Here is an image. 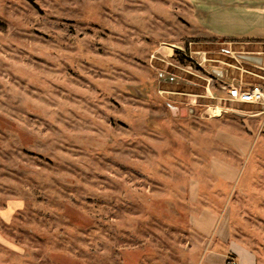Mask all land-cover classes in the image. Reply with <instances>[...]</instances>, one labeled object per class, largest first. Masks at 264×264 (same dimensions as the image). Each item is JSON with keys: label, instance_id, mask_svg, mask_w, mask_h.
Returning <instances> with one entry per match:
<instances>
[{"label": "rangeland", "instance_id": "obj_1", "mask_svg": "<svg viewBox=\"0 0 264 264\" xmlns=\"http://www.w3.org/2000/svg\"><path fill=\"white\" fill-rule=\"evenodd\" d=\"M156 2L0 0V264H191L189 179L216 128L263 114L264 160L263 106L227 90L262 82L256 45Z\"/></svg>", "mask_w": 264, "mask_h": 264}, {"label": "crops", "instance_id": "obj_2", "mask_svg": "<svg viewBox=\"0 0 264 264\" xmlns=\"http://www.w3.org/2000/svg\"><path fill=\"white\" fill-rule=\"evenodd\" d=\"M149 1L152 9L136 0L135 10L144 17L158 5ZM177 1L205 36L255 44L250 52L264 57V0ZM259 115L229 117L217 127L206 170L189 179L191 264H228L229 258L264 264V160L257 155L252 120Z\"/></svg>", "mask_w": 264, "mask_h": 264}, {"label": "built area", "instance_id": "obj_3", "mask_svg": "<svg viewBox=\"0 0 264 264\" xmlns=\"http://www.w3.org/2000/svg\"><path fill=\"white\" fill-rule=\"evenodd\" d=\"M264 70V67H262ZM262 82L250 85L248 87L242 84L230 83L228 85V96L230 100L241 103H250L263 106L264 112V75L261 76ZM228 264H238L234 258L228 259Z\"/></svg>", "mask_w": 264, "mask_h": 264}, {"label": "water", "instance_id": "obj_4", "mask_svg": "<svg viewBox=\"0 0 264 264\" xmlns=\"http://www.w3.org/2000/svg\"><path fill=\"white\" fill-rule=\"evenodd\" d=\"M242 59L257 64L264 66V57L262 56H257V55H243L241 56ZM222 74V72H219ZM169 109L171 111L172 116L174 117H187L189 114V109L188 108H180L176 105H169Z\"/></svg>", "mask_w": 264, "mask_h": 264}, {"label": "bare ground", "instance_id": "obj_5", "mask_svg": "<svg viewBox=\"0 0 264 264\" xmlns=\"http://www.w3.org/2000/svg\"><path fill=\"white\" fill-rule=\"evenodd\" d=\"M220 114V113H219Z\"/></svg>", "mask_w": 264, "mask_h": 264}]
</instances>
